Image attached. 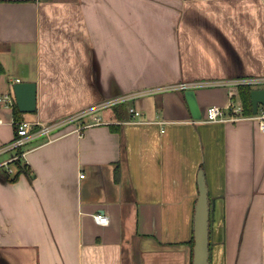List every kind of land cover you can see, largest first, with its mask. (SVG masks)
Segmentation results:
<instances>
[{"label":"crops","instance_id":"0c3cea01","mask_svg":"<svg viewBox=\"0 0 264 264\" xmlns=\"http://www.w3.org/2000/svg\"><path fill=\"white\" fill-rule=\"evenodd\" d=\"M0 64V264H192L202 184L210 264H264L256 119L197 122L185 91L159 90L9 150L17 103L1 100L35 82L37 109L19 116L50 122L182 80L264 77V0H0ZM239 87L194 88L202 117ZM129 105L167 123L127 122Z\"/></svg>","mask_w":264,"mask_h":264},{"label":"built area","instance_id":"2783aa9c","mask_svg":"<svg viewBox=\"0 0 264 264\" xmlns=\"http://www.w3.org/2000/svg\"><path fill=\"white\" fill-rule=\"evenodd\" d=\"M19 81V79L17 80ZM264 84V77L257 78H241V79H227V80H212V81H197V80H182L179 82H173L168 85H165L160 88L145 90L140 93H135L131 95L118 96L110 99L103 100L95 105L81 110L78 113L71 114L59 119L52 120L50 122H30L27 120H21L18 122H14L16 125V136H14L13 141L7 149H17L24 147L28 142L36 139H46L47 141L54 140L57 137V134L67 127H71L69 132L67 133H79L86 128H89L94 125H105L110 123L103 116V112L109 110V108H114L119 104H124L125 102L134 99L135 97L140 96L141 94H149L162 91H185L188 89H194L197 87H205V86H241V85H249V86H257ZM2 102L6 106H13L15 104V96L13 94H4L1 97ZM129 120L127 122H142V123H158L165 125L167 122L164 120H142L143 112L138 109L134 105H129L128 108ZM92 119H90V117ZM245 118H254L260 123V127L264 130V110L259 111L253 115H245L243 104L241 100H238L234 93L230 95V100L227 106H210L206 110V115L200 119H197V122H220V123H232L238 120H242ZM3 122V119L0 118V123ZM164 131V128L162 129ZM56 134V135H55ZM26 152L21 151L12 157V162L19 160L20 157H24ZM1 166V165H0ZM82 177L84 175H81ZM95 220L99 224H108V217L102 213L98 212L95 215Z\"/></svg>","mask_w":264,"mask_h":264},{"label":"water","instance_id":"95a60500","mask_svg":"<svg viewBox=\"0 0 264 264\" xmlns=\"http://www.w3.org/2000/svg\"><path fill=\"white\" fill-rule=\"evenodd\" d=\"M15 100L18 109L22 113L35 112L37 109V90L35 82L18 81L13 86ZM193 117L200 119L196 91L194 89L185 90ZM251 99L254 114L258 113L260 105L264 109V88H255L251 91ZM193 228L194 244L192 247V264H210V205L207 189L202 184L200 196L196 204Z\"/></svg>","mask_w":264,"mask_h":264},{"label":"trees","instance_id":"16d2710c","mask_svg":"<svg viewBox=\"0 0 264 264\" xmlns=\"http://www.w3.org/2000/svg\"><path fill=\"white\" fill-rule=\"evenodd\" d=\"M3 71V68L0 64V73ZM251 87L249 85H241L239 87V96L241 98L242 104H243V109H244V114L245 115H253V104H252V99H251ZM15 113L16 115H18V117L16 118V122L21 121L22 119L20 118L19 114V110L17 105H15ZM125 110L124 104H119L117 106H115L113 108V112L115 111L117 114L118 113H123ZM14 131H15V136H16V125L14 124ZM17 161V160H16ZM16 167L25 171L26 170V164L22 165L19 160L16 163ZM11 180H15V178H12ZM194 244V242H192V245Z\"/></svg>","mask_w":264,"mask_h":264},{"label":"rangeland","instance_id":"374dc122","mask_svg":"<svg viewBox=\"0 0 264 264\" xmlns=\"http://www.w3.org/2000/svg\"><path fill=\"white\" fill-rule=\"evenodd\" d=\"M109 112H113V108H109L108 110ZM93 116L90 117V119H92Z\"/></svg>","mask_w":264,"mask_h":264}]
</instances>
